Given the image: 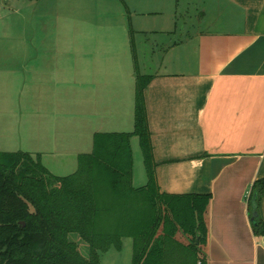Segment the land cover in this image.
<instances>
[{
	"label": "crops",
	"instance_id": "1",
	"mask_svg": "<svg viewBox=\"0 0 264 264\" xmlns=\"http://www.w3.org/2000/svg\"><path fill=\"white\" fill-rule=\"evenodd\" d=\"M29 1L21 33L31 38L7 48L14 30L0 34V151L40 154L54 174L74 173L97 133L134 131L138 75L147 76L160 190L211 196L198 262L264 264V188L259 231L249 212L264 181V0H129L123 28L92 14L87 43L65 49L49 21L62 0L54 13L51 0ZM122 1L112 5L125 11Z\"/></svg>",
	"mask_w": 264,
	"mask_h": 264
},
{
	"label": "trees",
	"instance_id": "2",
	"mask_svg": "<svg viewBox=\"0 0 264 264\" xmlns=\"http://www.w3.org/2000/svg\"><path fill=\"white\" fill-rule=\"evenodd\" d=\"M147 83L138 75L134 131L97 133L93 152L78 156L72 174H54L40 154L0 151V264H101V252L121 250L125 237L133 239L132 264H206L198 261L211 196L160 190ZM133 136L148 170L142 187L133 185ZM263 188V180L255 183L249 198L256 231ZM72 232L89 244V257L70 240Z\"/></svg>",
	"mask_w": 264,
	"mask_h": 264
},
{
	"label": "rangeland",
	"instance_id": "3",
	"mask_svg": "<svg viewBox=\"0 0 264 264\" xmlns=\"http://www.w3.org/2000/svg\"><path fill=\"white\" fill-rule=\"evenodd\" d=\"M51 1L52 4H48V12L54 13V0ZM84 1H87L89 3H86ZM95 1L96 0H62V8L59 7L60 9H58V11L53 14V18H49V21L58 28L61 34L62 48L65 49L77 47L78 45L81 47V44L87 43L88 35L93 31V29L88 26L89 23H93L91 18L92 14L94 17H99L100 19H106L109 15L112 14V16L116 18L118 23H120L121 20V23L118 26L122 28V21L124 22L126 18H128L127 16L125 17V15L127 13L128 15H131V13L132 15H134L133 9H131V6L133 7V3H129V0H125L126 5H129H127L125 11L116 9L112 5V0H97V3L95 5H92V2ZM121 1L122 0H120V2ZM36 2L37 1L31 2L29 0H0V34H3L2 30H4L5 28H12L14 30V35L8 37L6 40L5 46L7 48H19L23 43H25L24 40H26L27 38H31V33H26L24 35L21 33L22 30L26 27V23H24L25 21H22V19L27 18L25 16L28 15L29 11L34 10ZM100 2L102 3V9H99L97 7V4ZM9 7H14V9L16 10H9ZM104 24L108 25L109 22H104ZM111 26L112 22L108 27L105 28V30H103V33H111L107 30ZM47 28H51V25L48 24ZM114 29L115 27L112 26L111 30L113 31ZM127 30L128 29L124 31L126 32V34ZM46 32L49 31L47 30ZM27 42L30 43L29 40ZM143 44L141 45L143 46ZM57 48H59V42L57 44ZM78 50L83 51L81 49ZM15 91L16 89L12 91V94L9 96V98H11L15 102H18L17 92L14 93ZM62 93L64 94V90L62 91ZM11 108L12 112H16V108L15 106H13V104L11 105ZM68 131V129L65 130V136H70V133ZM25 140L26 139H24V141ZM132 148L134 150L133 185L135 187H142L147 182L148 170L144 162L140 140L137 136H133ZM76 169L73 172H75ZM71 173L72 172H69V174ZM69 238L78 245V248L84 256H90V246L79 233L72 232L69 234ZM130 240V237L124 238L123 248L121 250L112 248L106 252H101V264H132L133 244H130Z\"/></svg>",
	"mask_w": 264,
	"mask_h": 264
},
{
	"label": "water",
	"instance_id": "4",
	"mask_svg": "<svg viewBox=\"0 0 264 264\" xmlns=\"http://www.w3.org/2000/svg\"><path fill=\"white\" fill-rule=\"evenodd\" d=\"M255 214H256V212H255ZM199 241V240H198Z\"/></svg>",
	"mask_w": 264,
	"mask_h": 264
}]
</instances>
